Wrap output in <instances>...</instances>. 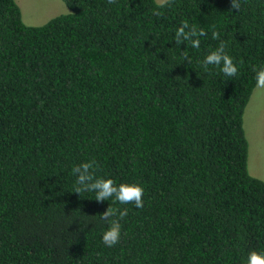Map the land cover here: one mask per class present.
I'll return each mask as SVG.
<instances>
[{"label": "trees", "instance_id": "obj_1", "mask_svg": "<svg viewBox=\"0 0 264 264\" xmlns=\"http://www.w3.org/2000/svg\"><path fill=\"white\" fill-rule=\"evenodd\" d=\"M62 1L68 11L30 25L0 0V264H247L264 252V180L247 170L242 126L264 67V0ZM184 21L207 33L198 49L175 43ZM221 41L234 77L202 66ZM89 161L97 178L141 186L143 207L73 192L72 169ZM108 206L128 210L113 247Z\"/></svg>", "mask_w": 264, "mask_h": 264}, {"label": "clouds", "instance_id": "obj_2", "mask_svg": "<svg viewBox=\"0 0 264 264\" xmlns=\"http://www.w3.org/2000/svg\"><path fill=\"white\" fill-rule=\"evenodd\" d=\"M116 0H108L109 4L115 3ZM170 0H156L158 8L168 6ZM231 8L238 11L240 9L239 0H231ZM159 14V13H157ZM187 30V31H186ZM207 33L203 29L197 30L195 25L190 26L187 21L182 22L181 26L175 33V43L180 45L188 41L192 48L200 47L201 36ZM213 39H219V33L213 30ZM226 44L221 41L219 46L210 52L202 62L204 70L207 72L208 66L213 65L220 68V71L227 77H234L238 73V68L233 59L225 51ZM185 59L191 63L190 59L185 55ZM257 87L264 88V67L256 73ZM76 175L75 193L95 192L96 201L109 200L114 197L121 205L134 204L136 208L143 207L144 189L138 184L121 183L118 186L110 178H97L95 176L96 167L94 161L85 162L75 166L72 169ZM128 214L127 208L117 209L108 206L106 211L100 214V219L108 223L109 227L102 235V242L107 247H113L119 243L121 239V223ZM247 264H264V252L252 251L249 253Z\"/></svg>", "mask_w": 264, "mask_h": 264}, {"label": "rangeland", "instance_id": "obj_3", "mask_svg": "<svg viewBox=\"0 0 264 264\" xmlns=\"http://www.w3.org/2000/svg\"><path fill=\"white\" fill-rule=\"evenodd\" d=\"M156 1V0H155ZM21 20L38 25L50 17L68 11L62 0H15ZM242 126L247 139L246 167L251 175L264 180V88L251 90L242 113Z\"/></svg>", "mask_w": 264, "mask_h": 264}]
</instances>
